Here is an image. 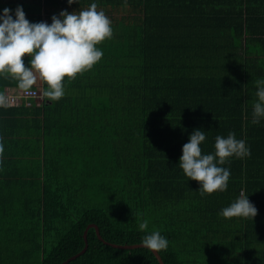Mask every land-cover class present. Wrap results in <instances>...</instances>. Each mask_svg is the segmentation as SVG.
Segmentation results:
<instances>
[{
    "label": "trees",
    "instance_id": "16d2710c",
    "mask_svg": "<svg viewBox=\"0 0 264 264\" xmlns=\"http://www.w3.org/2000/svg\"><path fill=\"white\" fill-rule=\"evenodd\" d=\"M92 3L112 22L102 59L65 78L59 101L38 81L28 105L0 107V264H159L144 247L111 245L152 231L169 242L163 264H264V118L252 123L264 0H0V14L21 6L51 24ZM5 89L21 91L0 76ZM194 130L203 154L229 132L250 148L222 165L223 192L201 195L179 167ZM242 191L257 215L222 217Z\"/></svg>",
    "mask_w": 264,
    "mask_h": 264
},
{
    "label": "clouds",
    "instance_id": "9594fccd",
    "mask_svg": "<svg viewBox=\"0 0 264 264\" xmlns=\"http://www.w3.org/2000/svg\"><path fill=\"white\" fill-rule=\"evenodd\" d=\"M77 0H67L71 5ZM11 10L4 8L0 14V76L17 82L22 92H29L37 82L46 85L42 95L50 101H59L65 95L64 80H75L78 75L90 71L102 57L97 45L113 36L112 22L104 11L97 10L92 3L87 9L61 11L59 17L53 15L51 24L30 23L21 6L15 9V19ZM30 58L25 66L24 57ZM257 100L253 104L252 123L258 124L264 118V80H256ZM7 97L0 92V107H6ZM205 132L194 130L189 140L182 146L179 167L187 179L200 185L201 195H211L227 189L230 170L222 165L235 157L244 159L251 155L250 148L243 139H236L234 132L227 137H215L214 152L203 154L200 147L205 141ZM4 151L0 144V156ZM220 215L226 219H252L257 209L242 191ZM144 232L148 220L139 223ZM168 240L159 231H152L143 237L140 246L153 253L166 251Z\"/></svg>",
    "mask_w": 264,
    "mask_h": 264
},
{
    "label": "built area",
    "instance_id": "2783aa9c",
    "mask_svg": "<svg viewBox=\"0 0 264 264\" xmlns=\"http://www.w3.org/2000/svg\"><path fill=\"white\" fill-rule=\"evenodd\" d=\"M3 93L6 95L8 100V105H18L21 101L23 104L28 105L30 103L29 99H35L39 96L38 92L35 89H31L29 92L25 93L22 91L12 92L8 89H5Z\"/></svg>",
    "mask_w": 264,
    "mask_h": 264
},
{
    "label": "water",
    "instance_id": "95a60500",
    "mask_svg": "<svg viewBox=\"0 0 264 264\" xmlns=\"http://www.w3.org/2000/svg\"><path fill=\"white\" fill-rule=\"evenodd\" d=\"M88 226H89V225H87V227H88ZM87 227H86V228H87ZM94 228H95V233H96V235L98 236L97 228H96L95 226H94ZM98 237H99V236H98ZM83 241H84V246H83V248H82V249H81L76 255L82 253V252L85 250V248H86L85 231H84V234H83ZM111 245H112V246H117V247H123V248H129V247H133V246H140V244H135V245H116V244H111ZM152 253H153V252H152ZM76 255H73V256L67 258V259L65 260V262L68 261L69 259L75 257ZM153 255L155 256V258L157 259V261H158L159 264H163L162 261H161V259H160V257H159V255H158V253H153ZM60 264H62V263H60Z\"/></svg>",
    "mask_w": 264,
    "mask_h": 264
}]
</instances>
